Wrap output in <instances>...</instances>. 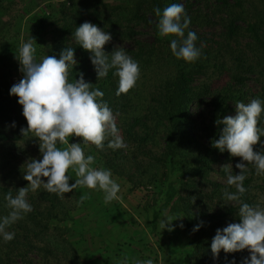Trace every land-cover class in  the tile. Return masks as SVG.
<instances>
[{
	"label": "trees",
	"instance_id": "16d2710c",
	"mask_svg": "<svg viewBox=\"0 0 264 264\" xmlns=\"http://www.w3.org/2000/svg\"><path fill=\"white\" fill-rule=\"evenodd\" d=\"M13 2L0 0V216L10 211L5 195L9 191L15 195L28 183L23 178L26 164H16L15 160L42 158L38 138L31 131H22L27 121L18 98L9 95L19 47L4 35L10 27L2 16L9 14ZM52 2L49 0L39 12H27L22 44L32 41L37 61L47 55L59 58L63 49L75 48L79 63L69 70L68 79H79L82 72L93 89L104 92L102 99L116 116L124 147L105 149L111 137L105 140L103 150L83 144L80 137L70 136L69 143L81 142L85 154L96 157L94 167L110 169L112 176L125 178L132 188L142 183L155 186L150 203L143 207L144 221L153 235L167 239L175 264H232L233 258L235 264H242L249 256L247 249L234 253L221 250L218 258L210 249L218 228L240 222L239 205L227 201L223 192L225 188L236 191L227 185V176L229 172L239 174L235 165L241 158L220 152L212 141L223 127L215 122L227 116L233 105L255 98L264 100L263 83L256 91L247 89L252 79L264 80V0H184L191 17L185 36L188 31L196 32L195 43L201 49L200 58L192 63L172 54L170 40L176 37H161L157 27L155 9L163 10L179 0H121L116 4L96 0L95 6L84 0ZM68 2L70 6L66 7ZM114 15L117 18L111 21ZM84 22L113 34L117 24L125 23L124 35L134 39L136 45L125 52L140 67V77L127 93L116 94L119 78L113 74L114 69L107 77L97 79L90 53L74 38L76 27ZM211 23L219 26L217 36L199 34L198 29ZM137 26L151 30V42L136 39ZM115 48L109 43L104 46L107 53ZM259 126L264 128V113ZM260 140L264 141V136ZM57 146L67 147L62 143ZM253 148L264 151L259 142ZM144 158L149 159L147 164ZM148 170L152 174L145 180L143 174ZM68 174L73 177L69 183H74L75 172L69 169ZM217 175L220 181L214 179ZM245 175L247 191L242 201L264 208V175H257L252 163L247 165ZM97 192L95 197L86 187L75 188L67 193L75 196V205L69 207L63 198L42 186L36 192L29 191L32 211L7 229L15 232L12 241L0 238V264H37L29 259L30 254L39 256L38 264H121L125 258L130 264L134 256H146L151 247L145 241L146 234L125 232V211L118 203H105L104 193ZM166 214L182 217L172 221V231H159L156 217ZM197 225H201L199 230H194ZM175 235L178 244L172 241Z\"/></svg>",
	"mask_w": 264,
	"mask_h": 264
},
{
	"label": "clouds",
	"instance_id": "9594fccd",
	"mask_svg": "<svg viewBox=\"0 0 264 264\" xmlns=\"http://www.w3.org/2000/svg\"><path fill=\"white\" fill-rule=\"evenodd\" d=\"M155 14L159 17V35L176 37L170 40L172 54L186 63L199 59L201 49L195 43L197 33L188 31L185 36L191 17L187 15L184 5L172 3L163 10L157 7ZM74 38L80 47L90 53L97 79L107 77L109 71L114 69L113 74L119 78L117 95L127 93L136 85L140 77L139 63L122 47H116L111 53L104 50L112 39L109 32L93 23L84 22L76 27ZM35 53L36 48L31 40L19 48L16 58L23 77L13 84L9 95L18 98L22 115L27 121V128L22 131H31L38 138L42 158L31 159L26 164L24 179L28 182L27 186L19 188L15 195L9 191L4 197L6 207L10 209L7 215L0 216V238L4 242L15 238V232L7 229L32 211L27 199L29 191L36 192L41 186L61 198L77 187H86L102 191L105 203L120 199L121 186L113 179L111 170L94 167L96 157L86 155L81 142L69 143L70 136L80 137L83 144L95 145L103 150L105 140L111 137L108 147L114 150L124 147L116 116L102 99L104 92L99 88L93 89L82 72L79 79L69 81V70L79 63L75 58V48L63 49L59 58L47 55L40 61H37ZM235 108L234 116H225L215 122L223 127L218 138L212 141V146L222 153L227 151L231 156L241 158V162L235 165L240 169L239 174L229 172L227 176V185L234 186L236 191L225 188L223 192L227 201L239 205L240 222L218 228L210 249L214 258L219 257L221 250L234 253L247 249L249 256L244 258L242 264H264V208L241 199L247 191L243 183L247 165L254 164L257 175H264V151H254L253 148L258 142L264 148V141L260 140L264 136V128L259 126L264 113V100L255 98L249 103L237 102ZM59 143L67 147L60 148L57 146ZM69 169L77 177L72 184L69 183L73 179L68 174ZM225 171H228L227 167ZM180 217L165 215L159 221L160 229L172 231L175 227L172 221ZM179 226L183 227V224ZM200 226L197 225L194 230H199ZM121 264H127V258ZM135 264H153V261L137 259ZM232 264H235L234 258Z\"/></svg>",
	"mask_w": 264,
	"mask_h": 264
},
{
	"label": "rangeland",
	"instance_id": "374dc122",
	"mask_svg": "<svg viewBox=\"0 0 264 264\" xmlns=\"http://www.w3.org/2000/svg\"><path fill=\"white\" fill-rule=\"evenodd\" d=\"M53 1L52 3H57L58 0H50ZM87 1L88 4H91L92 6H95L93 3L96 0H84ZM104 2H111V3H119L121 0H103ZM180 3H184V0H179ZM192 2V0H189ZM49 2V0H14L13 4L11 5V10L8 15L2 16V21H8L9 29L5 32L4 35H6L7 39L9 41H12L13 43H16L18 47L20 48L22 45V36L25 35V25H26V18L28 17L27 12L31 11V13L39 12V10L44 8V5H46ZM194 2V0H193ZM76 4V2L74 3ZM69 2L66 3V7H69ZM117 16L114 15L111 18V21L116 20ZM103 25H105L104 20L102 21ZM127 25V24H126ZM1 26V22H0ZM99 27V26H98ZM109 27H111L109 25ZM219 26H216L215 24H210L205 26L204 28L198 29L199 34H204L207 36H217L220 33V30L218 28ZM106 32H109L112 36L111 41L109 42L110 45L113 47H122L124 50L133 49L136 47L134 39L130 37H126L124 35L125 32H127V27L121 23L117 24L114 28L115 34L111 33L109 30H106L102 27H100ZM1 31V30H0ZM134 31H137L139 35H136V39L142 42H151L153 38H151V30L149 28H143L142 26H137ZM19 38V39H17ZM5 38V41H7ZM18 41V42H17ZM18 48V49H19ZM16 73L13 75V78H11V82L13 84L18 83L21 77L23 76L20 69V63L17 62L16 66ZM264 84V80L257 81L256 79H252L249 81L247 89L256 91L261 84ZM236 114V108L235 105L232 106V109L228 112V115H235ZM157 145V144H156ZM159 145H161V141H159ZM154 148V147H153ZM34 147H32V150ZM105 149H109V147H105ZM31 150V147L29 148ZM154 150H157L155 147ZM36 157V156H35ZM148 158H144V162L147 164ZM16 164H27L28 160L26 158L15 160ZM14 164V163H12ZM216 169L219 168V164H217ZM149 171V170H148ZM128 172V171H127ZM126 174V173H125ZM151 171L144 173L143 177L146 180L148 176H151ZM215 174V173H214ZM127 175V174H126ZM113 179L117 181V183L120 184L121 190L119 193L120 199L114 200L112 203H118L120 205V208L125 211V224H123L122 228L125 229V232L128 231L130 233H137L138 236H144L146 237L145 241H149L151 244V247L149 246L148 252H145L146 256H142L140 259L138 256H134V260L132 258V261L130 264H135L137 259L140 260H148L152 259L153 264H175V258L172 257L170 252V247L168 246L167 239H160L161 235H153L152 232L149 231L148 227L146 226V222L144 221L145 217V211L143 207H146L151 201V197L153 196L155 192V186L154 185H148L145 183L140 184L139 186L132 188V184L129 181H126L125 178L114 175L112 176ZM24 178V177H23ZM214 179L216 181H220L221 177L214 176ZM22 181V178L20 179V182ZM90 192L95 196L98 197V190L88 189ZM99 200L101 199V194ZM64 204L68 205L69 207H73L75 205V196L72 194H65L64 198L62 199ZM75 210V208H74ZM127 213V214H126ZM76 215V213H74ZM78 215V214H77ZM168 215V214H166ZM160 217H156L157 222L160 221ZM159 231H161L160 227L158 228ZM168 237L172 236V234H167ZM180 236V235H179ZM181 237V236H180ZM172 241L176 244H178V238L177 235L172 237ZM181 244V241L180 243ZM29 259L37 263L40 261L39 256L37 254H30ZM181 259H183L180 256ZM184 260V259H183Z\"/></svg>",
	"mask_w": 264,
	"mask_h": 264
}]
</instances>
